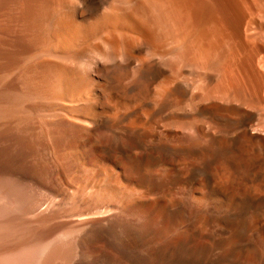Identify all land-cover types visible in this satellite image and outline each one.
Wrapping results in <instances>:
<instances>
[{"label": "bare ground", "instance_id": "1", "mask_svg": "<svg viewBox=\"0 0 264 264\" xmlns=\"http://www.w3.org/2000/svg\"><path fill=\"white\" fill-rule=\"evenodd\" d=\"M0 264H264V0H0Z\"/></svg>", "mask_w": 264, "mask_h": 264}]
</instances>
